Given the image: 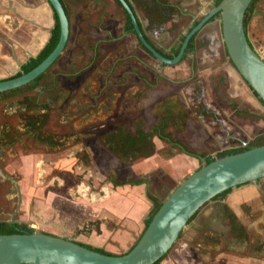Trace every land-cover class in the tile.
<instances>
[{"label": "rangeland", "instance_id": "1", "mask_svg": "<svg viewBox=\"0 0 264 264\" xmlns=\"http://www.w3.org/2000/svg\"><path fill=\"white\" fill-rule=\"evenodd\" d=\"M252 20L259 30L252 32V38L258 32L263 42L255 40L254 44L264 57L263 18ZM191 23L192 19H183L176 30L181 32V27ZM218 37L219 43L215 40L207 44L201 58L187 57L178 67L161 65L155 59L148 63L143 58L148 67L126 64L121 66V72L112 60L101 63L100 57L89 63V57L80 58V49L73 62L67 51L46 72L39 88L9 94L1 100L0 138L4 133L19 142L0 144V220L14 217L35 232L125 254L131 245L124 247L113 233L134 228L137 222L128 216H115L107 206L122 207V211L139 208L131 206L141 197L147 198L145 188L165 201L185 176L174 178L168 168V159H173L181 147L154 137L155 154L133 161L110 149L106 140L109 132H135L137 126L151 131L160 119L169 116L168 131L177 141L188 148L190 144L200 155L214 158L223 151L241 149L264 133V119L236 113V100L246 98L241 89L249 85L231 64L219 32ZM131 70L134 77L123 74L132 73ZM40 114L47 115L43 133L59 146L41 142L26 129L29 117ZM30 155L35 157L31 195L23 205L21 193L19 206L15 183L2 173L17 180L21 191L20 166L23 158ZM128 177L147 183L140 189H121L110 180ZM254 184L257 186L250 195V206L241 209L243 218L248 214L252 222L246 230L248 249L234 251L249 256L241 264H264V252L257 251L264 244V178ZM131 198L133 202L128 207L125 203Z\"/></svg>", "mask_w": 264, "mask_h": 264}, {"label": "crops", "instance_id": "2", "mask_svg": "<svg viewBox=\"0 0 264 264\" xmlns=\"http://www.w3.org/2000/svg\"><path fill=\"white\" fill-rule=\"evenodd\" d=\"M61 1L70 21L69 41L63 54L69 51V56H72L73 62L77 58V56L74 55L79 51L78 49L83 52L80 58L89 57V63L97 61L100 57L101 63L104 61L106 62V58L109 55L107 52L108 49L110 53H114L110 61L112 60L114 67L119 66V71L121 72L122 65L130 64L140 67L142 64V62L139 61L140 59L144 58L148 63L154 60L152 56H150L151 54L148 52L149 55L142 47V43H140L136 33L127 31V13L118 4L117 0ZM128 1L136 11L140 26L143 27L147 40L154 46L160 48L164 47V43H167L170 39L169 32L166 30L161 34L155 30L151 31V29H149V14L151 15L150 18L153 20V12H148L145 6L142 5L141 0ZM166 1H168L169 4L176 5L181 15L200 17L207 13L209 9L208 5L212 0ZM179 17L180 13L175 15L174 19L172 18L168 22L167 29H170L173 24L179 23ZM194 20L195 19L192 17L191 24H193ZM154 24L156 25L155 22ZM187 26L188 27H181L179 30H183L177 32L180 33V35L185 34L191 27L189 25ZM213 26L217 33L219 32L221 34L219 19L213 23ZM250 26V35L252 36L255 25L251 23ZM54 27V11L48 0H0V79L9 78L16 72L19 73L22 65L27 63L32 57H36L49 42ZM163 27L164 26H162L161 29H163ZM102 47L103 49L101 51ZM168 50L169 49H167V51ZM148 63L145 67H148ZM179 64L174 66L178 67ZM172 70H174V68ZM176 70L177 69L174 71ZM123 74L127 75V73ZM128 74L133 76L131 72ZM137 76L135 77L137 78ZM139 78L142 80L141 77ZM144 80L146 81L147 79ZM146 82L148 83V80ZM241 90L244 93L243 96L246 98L241 99L239 97L240 99L236 100V104L238 105L236 106L239 108V111H248L253 115L262 116L264 119L263 103L255 96L249 86L247 88L242 87ZM262 134L264 133H260L257 136ZM188 146L191 147L189 148L191 151H196L190 144ZM152 158L154 157H151V159ZM172 158L173 159H168V168L171 175L177 179L184 176L186 179L196 172L203 163V161L189 156L182 149L176 152ZM34 163L35 157H33V155L25 156L20 166L22 178L19 180V183L21 186V193L24 196L23 205L27 203L26 201L29 200L28 197L31 195L30 185L34 180ZM181 163H183L182 166L180 165ZM2 175L5 176V178L9 177L3 173ZM256 186L257 185L254 183H251L236 187L228 194L213 199L206 204L190 221L189 225L181 234L176 246L173 247L161 264H241L243 259H248L249 256L244 257L234 252L235 249L239 252H243L246 248L248 249V242L245 241L246 238H235L231 231V223L227 213L230 212L236 215L240 224L248 231L252 223L249 218L250 215L248 216V214H245L243 218L241 209H243L244 205L250 206L252 202L250 201L252 200L250 199V195H252L254 187ZM122 187L142 188L140 185L120 186L121 189ZM145 189L148 198L149 192L147 188ZM34 190L37 191V189ZM147 198L141 197L138 202H133L132 198L127 200L128 202L125 203L126 206H131L130 203L133 202L135 206L131 207L139 208L125 211H122L124 210L122 207L114 205L107 206L108 210L115 216H128L130 220L137 222L134 228L130 227L134 231L129 228L128 230L113 233V238L121 242L124 247L131 245L127 252H129L141 238L143 231H145V222L154 207L153 203L151 202L150 204V200ZM240 200L243 202L242 205H240ZM138 204L139 206H137ZM20 205H22V201ZM85 244L101 248L100 246L89 243ZM262 252H264V248L259 247L258 253L261 254Z\"/></svg>", "mask_w": 264, "mask_h": 264}, {"label": "water", "instance_id": "3", "mask_svg": "<svg viewBox=\"0 0 264 264\" xmlns=\"http://www.w3.org/2000/svg\"><path fill=\"white\" fill-rule=\"evenodd\" d=\"M131 18L142 45L162 65H178L191 39L211 18L220 14L221 34L226 53L235 69L264 105V57L253 46L245 29V16L254 0H223L191 32L179 54L168 59L146 38L136 11L128 0H118ZM60 23V40L55 50L35 69L20 77L0 81V93L21 88L46 73L63 54L70 36V21L61 0H48ZM203 161V159H200ZM9 178V177H8ZM264 178V146L230 154L202 166L183 180L167 197L136 245L122 255H106L60 236L33 232L0 233V264H155L163 259L180 239L191 219L210 201L224 192ZM11 179L19 195L18 181ZM18 206V208H19ZM149 218V217H148ZM17 223L14 217L8 221Z\"/></svg>", "mask_w": 264, "mask_h": 264}, {"label": "trees", "instance_id": "4", "mask_svg": "<svg viewBox=\"0 0 264 264\" xmlns=\"http://www.w3.org/2000/svg\"><path fill=\"white\" fill-rule=\"evenodd\" d=\"M222 1L223 0H217L216 6H218ZM259 1L260 0H254L246 12V16H245L246 32H247L248 25H249L253 15H254L256 5ZM117 2L122 7L121 3L118 0H117ZM123 10H124V8H123ZM53 11H54V9H53ZM173 11H175V9L171 6H168L167 11L165 10V12L169 13V15H171V13ZM165 15L163 16L161 13L156 15V13L153 12L154 19L153 20H152V18L149 19V29L150 28H156L158 25L157 28H159L161 30V28L163 26V21L171 20V16L167 17ZM54 16H55V27L52 30L51 38H50L49 42L47 43V45L44 47V49L36 57H32L27 63L22 65L21 71L12 78L20 77L24 74L29 73L30 71L35 69L37 66H39L55 50V48L57 47L59 40H60L61 29H60L59 19H58V16H57L55 11H54ZM127 17H128V21H127V28L126 29H127V31L135 33L134 26H133L131 18L129 17L128 14H127ZM149 17H150V15H149ZM220 17H221V15L218 14L215 18H220ZM154 22L156 23V25L154 24ZM142 47L145 49V47L143 45H142ZM180 47H181V45L178 48L172 50L169 54H164L160 50H159V53H161L163 56L167 57L168 59H174L179 54ZM196 49H197V40H196V35H195L190 41L189 47L187 49L186 55L183 58V60L187 58L188 54L193 53ZM147 52H149V51H147ZM60 58H61V56L58 58V60ZM231 64H232V62H231ZM233 67H234V65H233ZM45 74L46 73L42 74L35 81H33L30 84L25 85L21 88H18V89L12 90V91H8V92H4V93H0V101L3 100L4 98H6V96H8L9 94H15V93L20 92V91L25 90V89L30 90V89L39 88L40 81L44 78ZM254 94L257 98H259L255 92H254ZM259 100L262 102V100L260 98H259ZM235 107H236V105H235ZM45 109H43V110H45ZM236 113L239 115H243V114H247L249 112L248 111H239L237 109ZM249 114L253 117H256V118H263L262 116L253 115L251 113H249ZM170 115H173V113L171 111H170ZM46 117H47V115H44V114L29 117L26 129L31 133H35L36 137L41 142H45V143H47L51 146H55V147L59 146L57 141H55L52 137H50V135H45L42 131L43 127L45 126V122L43 120ZM169 121H170L169 116L163 117L159 121V123L153 127V129L151 131L145 130L142 126H137L135 132H129V131H125L123 129H118L117 131H111L107 134V137H106L108 146L116 154L122 156L123 158L131 159L133 161L137 160L138 158L152 156L156 152V146L154 144V137L155 136H160L161 138H162V136H167L171 139V142H173L172 141V139H173L172 134L170 133V131H168V127H169V123H170ZM0 139H1L0 144L2 146H6V145L10 146V145H13L14 143L18 142V138H16V139L10 138V137L8 138V136L5 135L4 133H2V136ZM177 144H178V146H181V148H183L189 156L195 157L199 160L203 159V163L201 164V167H202L204 165H208V164L212 163L216 159L223 158L227 155L236 154V153H240L243 151L250 150L252 148L264 146V134L257 136L253 141H251L249 144L242 147L241 149H231V150H226V151L221 152L217 158H214L212 156L200 155L196 152H193L188 147L181 144L180 142ZM110 180L115 186H125V185L138 186V185H142V184L147 183V181L144 179H135L133 177H128V178L122 179V180L111 178ZM231 190L224 192L223 194L215 197L214 199H217L219 197H222V196L228 194ZM148 198L153 203L154 207H153V209L149 215V218L145 222V224H146L145 230L148 228L152 219L154 218V216L156 215V213L159 211V209L161 208V206L164 203V201L159 200L157 197H155L151 193H148ZM227 214H228V217H229V220L231 223V231H232L233 235L235 236V238L245 239L247 237V234H246V230H245L244 226L240 224L236 215H234L233 213H230V212H228ZM33 232H35L34 229L31 228L27 224L10 223L8 221H1L0 220V233L3 235L26 234V233L30 234ZM77 243L81 244L82 246H84L86 248L92 249V250L99 252V253H102V254L115 255L113 253H110V252L102 249V248L94 247V246H91V245H88V244H85L82 242H77ZM260 248H264V244ZM169 253L163 259H161L160 261H158L155 264H161V262L169 255Z\"/></svg>", "mask_w": 264, "mask_h": 264}, {"label": "flooded vegetation", "instance_id": "5", "mask_svg": "<svg viewBox=\"0 0 264 264\" xmlns=\"http://www.w3.org/2000/svg\"><path fill=\"white\" fill-rule=\"evenodd\" d=\"M216 2H217V0H212L211 2H210V4L208 5L209 7V9L207 10V13L206 14H204V15H202V16H192L195 20L193 21V24L191 25V27L188 29V31L183 35V36H181L180 35V33H178L177 32V30L176 29H178V23H176V24H173V26L170 28V29H167V24H168V22L170 21V20H167V21H163V29H159V28H157L158 27V25H157V27L156 28H150L151 29V31L152 30H155V31H158L159 33H163L164 31H168L169 32V37H170V39H169V41L167 42V43H164V47H162V48H160V47H157V46H155L156 47V49L158 50V52H159V50L160 51H162L164 54H169L172 50H174V49H176V47L178 48L180 45L182 46V44H183V42H184V40H185V35L186 34H188L189 32H191L192 31V29H194L214 8H216L217 6H216ZM141 3H142V5L143 6H145V9H147V11L148 12H150V13H152V12H155L156 13V15H158L159 13H161L163 16L165 15V16H171V19L173 18L174 19V16L175 15H177L178 13H180V17H179V20L181 21V20H183V19H186V18H190V19H192V17L191 16H185V15H181V12H179V9H178V7H176V5H172V4H169V2L168 1H166V0H141ZM168 6H171V7H173L174 9H175V11H173L172 13H171V15H168L169 13H166L165 12V10L167 11L168 10ZM261 7H264V0H260L258 3H257V5H256V8H255V12H254V15H253V17H252V19H254L255 17H261V18H263V24L261 25V27H262V32H263V34H264V9H262V11L260 10V8ZM150 15V14H149ZM217 16V15H216ZM216 16H214L213 18H211V20H209L208 21V23L204 26V28L200 31V32H198L197 34H196V40H197V49L193 52V53H190V54H188L187 55V57H192L193 59H197V58H201L203 55V53L206 51V45L207 44H209L210 42L212 43V42H214L215 40L217 41L218 40V33H217V31L214 29V26H213V23L217 20V19H220V18H215ZM150 17H151V15H150ZM150 17H149V19H150ZM251 19V21H253ZM250 21V23H252ZM250 23H249V25H248V28H247V34L249 35V38L250 39H252L251 37V35H250V28H251V26H250ZM212 24V25H211ZM210 25V26H209ZM209 26V27H208ZM166 27V28H165ZM208 27V28H207ZM165 28V29H164ZM205 30V31H204ZM255 31H258L259 32V30H257L256 28H255V26H254V30H253V32H255ZM258 32H256L257 34H258ZM256 34V37H254L252 40H251V42H252V44H253V46L256 48V46H255V44H254V41L256 40V41H260V42H263L262 41V39H261V37L260 36H258ZM177 36H179V38H177ZM264 36V35H263ZM174 37V39L172 40L171 38H173ZM221 41H222V39H221ZM177 43H179V44H177ZM218 43H219V40H218ZM223 43V47H225L224 46V42H222ZM190 44V43H189ZM189 47V46H188ZM181 48V47H180ZM263 48V50H264V46L262 47ZM102 49H103V47L101 48V51H102ZM167 49H169L168 51H167ZM188 49V48H187ZM226 50V49H225ZM107 52L109 53V55H108V57L106 58V59H108V61H110V58L112 59V54L111 53H113V52H109V50L107 49ZM187 52V51H186ZM148 53V52H147ZM149 54V53H148ZM161 54V53H160ZM227 54V53H226ZM150 55V54H149ZM186 55V54H185ZM150 56H152V55H150ZM185 57V56H184ZM152 58L153 59H155V60H157L155 57H153L152 56ZM187 59V58H186ZM185 60V59H184ZM184 60H182L181 62H183ZM139 61H141L142 62V64L143 65H146L147 63L145 62V61H143V59H140ZM180 62V63H181ZM141 64V65H142ZM162 65V64H161ZM194 68H195V70H196V67L194 66ZM192 69H193V67H192ZM133 70V69H132ZM131 70V71H132ZM133 72L134 71H132V73L131 74H133ZM128 74V73H127ZM160 76H162V75H160ZM263 119V118H262ZM161 120V119H160ZM113 131H117V130H113ZM155 137H157L158 139H160V140H163V141H167V142H171V139L169 138V137H167V136H162V138L160 137V136H155ZM172 141L173 142H171L172 144H175L177 147H181V146H178V144L177 143H179V141H177V139L176 138H174V136L172 135ZM187 147V146H186ZM184 152H185V150L183 149V148H181ZM17 223H20V222H17ZM258 249L259 248H257V251H258Z\"/></svg>", "mask_w": 264, "mask_h": 264}]
</instances>
